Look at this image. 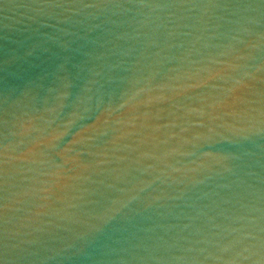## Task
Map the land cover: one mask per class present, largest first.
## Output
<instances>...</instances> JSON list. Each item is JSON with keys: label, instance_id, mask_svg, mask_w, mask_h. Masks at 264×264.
<instances>
[{"label": "water", "instance_id": "obj_1", "mask_svg": "<svg viewBox=\"0 0 264 264\" xmlns=\"http://www.w3.org/2000/svg\"><path fill=\"white\" fill-rule=\"evenodd\" d=\"M0 96L264 150V0H0Z\"/></svg>", "mask_w": 264, "mask_h": 264}]
</instances>
